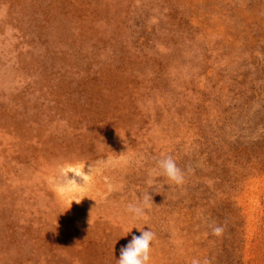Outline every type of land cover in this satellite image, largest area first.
Segmentation results:
<instances>
[{"label": "rangeland", "instance_id": "1", "mask_svg": "<svg viewBox=\"0 0 264 264\" xmlns=\"http://www.w3.org/2000/svg\"><path fill=\"white\" fill-rule=\"evenodd\" d=\"M136 228L152 264H264V0H0V264H116Z\"/></svg>", "mask_w": 264, "mask_h": 264}, {"label": "clouds", "instance_id": "2", "mask_svg": "<svg viewBox=\"0 0 264 264\" xmlns=\"http://www.w3.org/2000/svg\"><path fill=\"white\" fill-rule=\"evenodd\" d=\"M96 171L97 169L93 166L81 167L79 165L74 166V170L71 172L62 170V179L57 186L58 191L73 194L70 198L71 205L73 202L77 204L81 203L86 197L82 198L77 194L88 188ZM155 171L158 175L163 176L167 182L179 187L186 183V177L193 169L190 167L182 169L173 156L162 154L156 161ZM148 183L151 184L152 180L149 179ZM152 193L155 192L140 193L134 201L127 204L126 210L133 220L144 219L147 216L148 210L151 209L154 204ZM94 209L95 207L92 209L90 216H92ZM89 224L91 225V219ZM209 227L211 228L212 234L217 237L221 236L224 232V227L222 225L213 223L210 224ZM136 229H138L141 234L139 236H133L129 244L121 249L120 257L116 260V264H152L153 242L156 239V234L151 228H148V230H145V228ZM132 230L133 228L129 229L128 234L131 233Z\"/></svg>", "mask_w": 264, "mask_h": 264}]
</instances>
